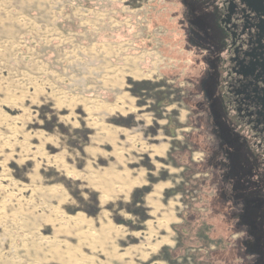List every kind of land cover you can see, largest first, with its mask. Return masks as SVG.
<instances>
[{
  "label": "rangeland",
  "instance_id": "rangeland-1",
  "mask_svg": "<svg viewBox=\"0 0 264 264\" xmlns=\"http://www.w3.org/2000/svg\"><path fill=\"white\" fill-rule=\"evenodd\" d=\"M193 10L211 28L204 9L195 4ZM191 36L178 0H0V99L4 101L0 110L12 104V97L22 94L25 101L30 100L26 116L38 113L37 118L43 120L46 112L56 123L61 112L54 113L44 105L31 106L32 87L81 95L88 75L89 91L103 94L107 90L97 83L94 67L111 65L119 69L126 79V91L137 97L138 107L152 108L161 115L163 127H170L165 133L175 138L170 161L176 169L174 196L180 202L175 245L162 247L151 259L136 260L134 264H264V234L256 237L249 234L250 227L244 226L250 220L259 228L264 224L259 216L260 205L256 204L262 195L243 185L238 193L237 185L223 172L225 160L221 167L213 162L217 141L225 143L213 131L205 84H199L196 75L200 50ZM131 57L142 60L139 64L148 76L140 80L129 76L134 61ZM15 169L13 175L22 188L10 185L9 193L17 191V196L6 213L17 214L18 208L24 207L23 224L34 230L27 229L17 236L12 227L16 222L1 220L0 235L3 233L5 242L0 238V264H66L70 246L61 243L58 247L64 236L55 237L48 225L59 224L44 219L60 213L49 210L44 195L34 191L29 179L17 177L18 173H29L31 167L29 171L17 166ZM59 180L75 203L64 213L74 210L94 219L101 208L97 195L80 189L77 182ZM9 181L4 185L8 187ZM148 189L142 188L143 195ZM136 201L138 215L133 210L134 220L122 221L119 211L129 208L120 202L108 204L105 209L115 224L123 223L128 232H139L145 228L139 224L148 216L145 210L142 214L139 197ZM28 206L39 207V222L27 215ZM36 229L40 240L31 237ZM142 241L141 237L127 235L119 249ZM56 245L54 260L51 254ZM112 250L110 245L108 251ZM83 253L82 259L78 256L73 260L74 264H100L103 259L100 253Z\"/></svg>",
  "mask_w": 264,
  "mask_h": 264
},
{
  "label": "crops",
  "instance_id": "crops-1",
  "mask_svg": "<svg viewBox=\"0 0 264 264\" xmlns=\"http://www.w3.org/2000/svg\"><path fill=\"white\" fill-rule=\"evenodd\" d=\"M131 59L134 61L129 66V76L133 80L148 76L139 64L142 60L139 57ZM94 68L97 83L107 90L103 94L89 91L88 75L81 95L32 87L31 106L44 105L54 113L61 112L56 123L49 120L52 115L46 112L43 120L37 118L38 113L26 116L25 108L30 100L25 101L22 94L12 97V104L0 110V221L16 222L12 227L17 236L27 229L34 230L23 224L24 207H19L17 214L6 213L17 196V191L9 193L10 185L22 188L13 175L15 167H23L26 171L31 167L29 173H18L17 177L29 179L34 191L44 195L49 210L60 213L44 219L50 224H59V227L48 225L55 237L64 236L58 247L61 243L70 246L66 264H74L78 256L82 259L86 250L103 255L100 264H134L136 260L151 259L162 247H172L176 243L174 230L180 202L174 196L176 169L170 161L175 138L169 135V125L163 127L159 113L150 107H138V99L126 91V79L121 77L119 69L111 65ZM0 104H4L1 99ZM62 178L77 182L80 189L97 195L101 208L94 219L74 210L67 212L68 215L64 213V210L73 209L75 203L70 201L68 190L60 183ZM8 180L7 187L4 183ZM147 186L149 189L143 195L142 188ZM81 195L86 199L83 193ZM137 197L143 202L142 214L146 211L148 219L139 224L145 227L142 231L128 232L123 223L115 224L110 219L111 214L105 206L120 202L129 208L119 211L122 221L134 220L133 210L138 215ZM39 211V207L28 206L27 215L39 222L42 217ZM36 230L31 237L40 240L36 236L40 235L39 229ZM127 235L141 237L143 241L119 249V243ZM0 238L5 242L3 233ZM110 245L113 246L111 252L108 251ZM56 255L57 245L51 258L55 260Z\"/></svg>",
  "mask_w": 264,
  "mask_h": 264
},
{
  "label": "flooded vegetation",
  "instance_id": "flooded-vegetation-1",
  "mask_svg": "<svg viewBox=\"0 0 264 264\" xmlns=\"http://www.w3.org/2000/svg\"><path fill=\"white\" fill-rule=\"evenodd\" d=\"M178 1L200 50L196 75L205 84L213 131L225 143L217 141L213 162L221 167L225 160L223 172L238 193L243 185L262 195L256 204L264 221V0ZM195 4L210 17L211 28L196 17ZM238 161L243 166L233 167ZM244 226L256 237L264 234V224L250 220Z\"/></svg>",
  "mask_w": 264,
  "mask_h": 264
}]
</instances>
